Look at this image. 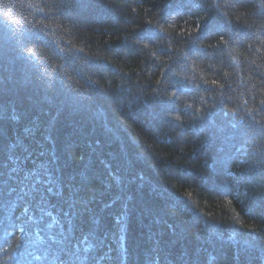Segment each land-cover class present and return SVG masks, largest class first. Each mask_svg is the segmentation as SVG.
Returning <instances> with one entry per match:
<instances>
[{
	"label": "trees",
	"instance_id": "trees-1",
	"mask_svg": "<svg viewBox=\"0 0 264 264\" xmlns=\"http://www.w3.org/2000/svg\"><path fill=\"white\" fill-rule=\"evenodd\" d=\"M203 2L0 0V264H264V15ZM39 20L101 59L53 72Z\"/></svg>",
	"mask_w": 264,
	"mask_h": 264
},
{
	"label": "clouds",
	"instance_id": "clouds-1",
	"mask_svg": "<svg viewBox=\"0 0 264 264\" xmlns=\"http://www.w3.org/2000/svg\"><path fill=\"white\" fill-rule=\"evenodd\" d=\"M256 3L257 0H252V3L249 4L246 8L247 10L254 12L256 9ZM50 7V5H49ZM212 0H204V2L201 4V9L203 11H208L210 18L212 17ZM44 11V7L42 8ZM38 10V9H37ZM39 11V10H38ZM41 11V12H43ZM257 20L262 21L260 23V28L264 29V17H256ZM209 21V20H208ZM208 21L204 22L203 25H205ZM55 22V21H53ZM67 26V25H65ZM32 28H39L42 32L45 33V35H49V29L51 28V24H46L44 23V20H39L35 24H31ZM177 27H179V24L177 23ZM196 29L201 33L202 26L201 25H196ZM163 32L168 33L169 29L164 28L162 29ZM180 37H185V33L181 32L179 33ZM52 44L55 47H46L44 45H33L31 46L32 48L35 49V52L28 53L30 56H37V57H46L47 63L51 70L53 72L59 71L62 74L72 76V73L67 71L65 65V57L70 56L76 61L77 67H80L83 69V66L88 62V60H100V57H97L96 55H85L84 54V49L83 48H77L76 44L79 42V39H70L69 42L64 43L63 41H56L55 39L51 38ZM202 39L200 38V35H197L195 32L192 33V38H191V44L197 46L199 50H205L207 47H211L210 45H204L200 43ZM223 41V43H222ZM185 42H188L187 39ZM227 43L226 41L223 40V37L221 36L220 40V45L218 49H214L212 52L207 51L206 56H201L199 52L195 54L194 57V62H200V61H208L211 60L212 62H219L222 64H226L227 61L224 58V49L223 45ZM251 47V45H249ZM82 49V51H81ZM83 53L84 57L81 58L78 54ZM111 63V61H109ZM255 63V61L253 62ZM198 66L202 67L201 64L198 63ZM209 68H211V64H209ZM190 71L193 73L191 77L188 75H185L180 81V84H175V83H169L165 87L170 89H176L177 92H180L182 96H185L186 94L182 91H178L179 88L183 87L184 89H190V94L192 97H200L202 93H206L207 95L204 96V100L206 101L207 106L211 107L216 103V92L217 90H221L225 88V83H221L220 81L223 80L224 78L229 76V72H224L223 77H217V79H205L203 81H199V78L195 75L196 69H190ZM85 75L88 77V79L92 82V78L94 75L91 73L90 70L85 72ZM161 75H164V73H161ZM216 81V84L214 85L212 82ZM156 84H159L160 81L156 80ZM177 93H173V98L176 96ZM190 98V97H187ZM180 102V107L184 108L185 104L184 101L181 100ZM191 186V185H188Z\"/></svg>",
	"mask_w": 264,
	"mask_h": 264
},
{
	"label": "snow or ice",
	"instance_id": "snow-or-ice-1",
	"mask_svg": "<svg viewBox=\"0 0 264 264\" xmlns=\"http://www.w3.org/2000/svg\"><path fill=\"white\" fill-rule=\"evenodd\" d=\"M29 6H30V7L35 6L39 11H43V9L39 7V5L29 4ZM256 9H257L262 15H264V0H257V3H256ZM222 43H223V41H222ZM81 51H82V49H81ZM234 59H235V58H234ZM253 62H254V61H253ZM212 83L215 85V84H216V81H213ZM260 104H261L262 106H264V99H262V100L260 101ZM175 118H176V119H179V117H175Z\"/></svg>",
	"mask_w": 264,
	"mask_h": 264
}]
</instances>
